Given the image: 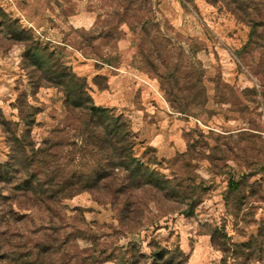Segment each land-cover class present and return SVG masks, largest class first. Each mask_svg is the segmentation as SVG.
Here are the masks:
<instances>
[{
	"label": "rangeland",
	"instance_id": "374dc122",
	"mask_svg": "<svg viewBox=\"0 0 264 264\" xmlns=\"http://www.w3.org/2000/svg\"><path fill=\"white\" fill-rule=\"evenodd\" d=\"M27 31L86 77L97 105L130 120L138 155L155 147L152 168L191 193L171 199L138 191L131 217L123 219L104 190L64 200L67 221L83 232L71 248L74 263L117 264L128 250L146 254L137 264H151L160 246L180 247L189 264H219L223 253L211 233L219 228L217 242L226 241L224 232L229 243H239L264 228V52L245 49L247 25L213 0H0V119L17 123L20 132L29 128L40 144L64 122V95L47 76L31 73L28 45L35 42ZM156 52L165 68L179 67L187 87L180 97H194L192 84L201 78L204 91L189 114L171 107L145 61ZM20 103L30 126L19 117ZM188 138L198 148L182 157ZM217 144L218 160L199 157L204 145L208 152ZM9 153L0 126V161ZM145 159L155 162L153 153ZM233 174L255 184L242 208L225 195Z\"/></svg>",
	"mask_w": 264,
	"mask_h": 264
},
{
	"label": "trees",
	"instance_id": "16d2710c",
	"mask_svg": "<svg viewBox=\"0 0 264 264\" xmlns=\"http://www.w3.org/2000/svg\"><path fill=\"white\" fill-rule=\"evenodd\" d=\"M213 3L250 28L245 49L254 46L264 52V0ZM147 24L143 22L142 26L146 28ZM12 25L7 24L8 29ZM27 32L35 42L28 45L31 73L47 76V83L63 93L65 118L40 144L29 128L20 132L17 123L0 119L10 149L8 158L0 161V264H84L77 259L74 263L70 256L72 246L83 239V232L67 221L70 216L64 200L85 191L104 190L123 219L131 217L137 204L133 196L138 191L153 190L171 199L187 198L191 193L152 168L157 160L155 147L148 144L146 152L138 155V134L130 120L115 108L97 105L86 77L78 75L55 50L34 39L33 32ZM144 58L171 107L189 114V106L200 90L204 91L201 78L192 84L194 97L186 100L179 94L187 88L178 74L179 67L165 68L158 52ZM22 105L17 107L19 117L30 126V114ZM215 139L220 141V137ZM197 148L198 142L188 138V150L181 156L194 155ZM204 148L199 157L218 160V144L208 152ZM147 153H153L155 162L145 159ZM247 179V174L228 178L225 195L232 196L238 208L255 195V184ZM216 231L221 230L216 229L211 236L213 245L223 253L219 264H264L263 227L239 243H229L224 232L220 235L226 241L217 242ZM131 253L125 251L117 264H137L146 255ZM154 256L151 264H189L188 255L180 247L171 251L159 246Z\"/></svg>",
	"mask_w": 264,
	"mask_h": 264
},
{
	"label": "crops",
	"instance_id": "0c3cea01",
	"mask_svg": "<svg viewBox=\"0 0 264 264\" xmlns=\"http://www.w3.org/2000/svg\"><path fill=\"white\" fill-rule=\"evenodd\" d=\"M160 135H162L161 133H160ZM155 145V144H154Z\"/></svg>",
	"mask_w": 264,
	"mask_h": 264
}]
</instances>
